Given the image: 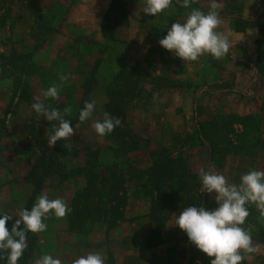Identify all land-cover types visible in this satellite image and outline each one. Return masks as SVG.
Instances as JSON below:
<instances>
[{"label":"rangeland","instance_id":"374dc122","mask_svg":"<svg viewBox=\"0 0 264 264\" xmlns=\"http://www.w3.org/2000/svg\"><path fill=\"white\" fill-rule=\"evenodd\" d=\"M83 1L90 6L97 2L100 6L102 4L101 0H95L96 3L94 0H0V209L16 216L30 196V187L24 185L22 180L37 154L26 140L27 132L33 125L32 120H41L39 123L34 121L39 138L48 136L50 139L52 126L57 124L39 117L32 109L34 97L39 96L40 82H37V77V80H29L32 95L28 94L27 97L32 103L22 100V88H17L14 82L19 70L11 63L10 55L15 51L33 52V61L50 75L52 85L59 86V94H71L69 97L74 95V89L72 92L70 86L77 84L80 79L78 74L83 71L91 75L94 63L98 61L94 74L96 82L89 95V101L96 102L92 118L82 124L78 119L73 126V136L69 140L57 141L51 146L52 150H63L66 143L72 150L85 145L98 148L109 144L105 137L95 133L92 124L103 117L106 84L116 71L126 65L149 82L144 86L146 90L140 98L130 102L125 111L126 123L139 148L136 154L145 157L140 154H147L162 146L177 150L183 141L188 140V135H192L194 142L183 150L189 154L190 166L197 172L204 169L228 177L227 160L229 155H235L236 150H239L236 154L248 157L250 171L264 172V37L261 38L264 13L255 21V42L251 43L247 52L254 60L252 65L234 64L233 67L242 70L237 83L233 79L231 82L237 84L240 91L249 92L250 97L245 100L236 93L228 97L218 94L210 97L204 90L198 92L200 85L217 83L225 57L215 59L205 54L196 61L185 62L159 45V39L166 35L172 23H182L193 8L204 11V6H208L210 0H192L190 8L179 6V9L173 7L176 0H172L168 9L155 16L142 12L146 0H125L128 23L117 29L120 31L112 42L102 39L95 32L87 34L84 29L87 25L71 23L74 17L67 15L68 10L80 6ZM262 2L264 6V0ZM7 7H10L9 12L6 11ZM75 12H79L75 17L78 19L86 9ZM42 14L49 16L54 28L51 34H46L47 38L39 25ZM136 23H142L141 27ZM258 55H262L260 62H257ZM210 65L215 68L210 69L211 73L208 69ZM73 73H76L75 76ZM61 75L67 77L63 82ZM248 82L250 89H246ZM214 85L212 91L221 89ZM200 123L211 129L212 142L217 145L214 156L212 149L201 147L200 137H195L194 130ZM233 146L238 148L232 149ZM63 160L68 166L80 162L70 156ZM135 165L146 167L149 163L137 160ZM74 186V181L60 185L56 177H49L32 204L42 194H46L50 200L62 198L67 203ZM125 187L129 191V202L124 211L126 219L118 222L113 230L107 231L105 224L95 222L87 232L78 235L69 232L66 217L57 218L50 212L43 221L47 224L46 231L32 233L35 241L31 245L28 264H35L42 254L53 256L60 264H74L80 257L97 251L103 254L104 264H210V258L197 250L188 241L186 233L174 225L176 216L182 211L171 216L169 214L159 228V244L155 238L147 242L153 223H148L144 216L150 204L140 199V189L133 192L134 181L126 183ZM162 188L167 190L168 184L162 185ZM200 190L201 186L199 193ZM204 195V207L216 208L214 194ZM245 207L249 215L241 227L250 232L252 246L257 251L242 252L244 260L241 264H264V215L257 212L255 203H248ZM15 219L17 217H13V223Z\"/></svg>","mask_w":264,"mask_h":264},{"label":"trees","instance_id":"16d2710c","mask_svg":"<svg viewBox=\"0 0 264 264\" xmlns=\"http://www.w3.org/2000/svg\"><path fill=\"white\" fill-rule=\"evenodd\" d=\"M6 11L9 12L10 7H7ZM50 22L49 16L41 15L39 25L43 29L45 38H47L46 34L49 35L54 30ZM127 23L126 1L109 0L108 7L100 23V36L104 40L115 41L117 29L126 26ZM238 27L244 28L245 22L238 20ZM263 35L262 32V39ZM10 56L13 67L19 70L14 82L17 88H22V100L28 101V104L32 103L27 95L31 94L29 80L31 82L36 79L35 77L39 80L36 79L37 82H40L37 95L43 99L42 92L52 86V82L50 75L44 72L43 67L37 66L33 61V52L18 53L15 51ZM77 58V54H75L76 61ZM261 60L262 55H258L257 62ZM97 63L96 60L94 72L92 71L91 75L88 76L83 71L78 74L80 79L76 82L77 84L74 83L70 86L72 92L74 89L73 97H69L71 94H59L57 99L49 98L45 101L46 104L60 110L62 113L65 109H68L64 118L71 122L72 127L77 124L79 112L85 103L90 102L89 95H91L96 82L94 74ZM75 74L72 75L75 76ZM111 78L104 90L103 111L119 118L121 125L115 128L111 134L103 136L109 141L108 145L99 146L98 148L85 145L83 148L76 150L70 148L52 150L48 136L45 138L37 136L34 121L39 123L41 120L31 119L33 125L30 127V131L27 132L26 140L30 142L37 154L23 175L22 182L30 187V196L26 199L20 211L25 208L30 210L35 196L41 192L47 178L56 177L60 185L72 181L75 185L70 200L67 202L72 211L65 216L69 232L82 234L87 232L95 222L105 224V229L110 231L117 227L118 222L126 219L124 211L128 206L129 191L125 184L134 181L135 188H133V192L135 193L140 189L142 192L140 199L148 201L150 204L149 211L144 216L148 223H153L147 242L155 238L156 243L159 244V228L164 225L169 214L171 216V214L180 213L189 206H201V195L199 193L201 186L200 172L191 168L189 154H186L183 150L186 145L194 142L193 137L188 135V140L183 141V144L179 145L177 150L162 146L147 154H140L145 157L136 154L139 148L126 123L125 111L130 106V102L140 98L149 82L139 74H135L133 68L126 65L116 71ZM139 83H141L140 86ZM75 96L77 98L74 99ZM199 126L201 135L209 142L212 156H214L217 145L212 142L211 129L210 127L206 128L203 123H200ZM194 132L195 137L198 138V130L195 129ZM199 142L200 145H203L202 141L199 140ZM229 144L231 145V143ZM235 148L238 147L233 146L232 149ZM238 151H234V154ZM67 156L78 159L80 162L74 166H68L63 160ZM102 156H107V158H102ZM137 160L148 162L149 165L138 167L135 165ZM164 184H168L167 190L162 188ZM12 223L13 221H9L6 226L11 229ZM34 241L35 236L32 235V232H28V247L24 250L18 264H28L31 245ZM0 264H7V253H0Z\"/></svg>","mask_w":264,"mask_h":264},{"label":"clouds","instance_id":"9594fccd","mask_svg":"<svg viewBox=\"0 0 264 264\" xmlns=\"http://www.w3.org/2000/svg\"><path fill=\"white\" fill-rule=\"evenodd\" d=\"M192 0H176L182 8H190ZM172 0H146L142 12L155 16L169 8ZM219 4L212 0L209 10L205 13L193 8L186 19L174 22L168 27L166 35L159 39V45L172 52L183 61H196L201 55H211L215 59L224 57L229 52L227 36L217 31L220 24ZM60 76L61 82L66 80ZM60 88L52 85L42 92L43 99L34 97L32 109L39 117L49 122L57 121L52 126L49 143L54 146L57 141L69 140L74 134L71 122L64 118L68 109L62 113L46 104L49 98L57 99ZM96 102H86L79 112V122L82 124L92 118ZM121 125V120L105 112L102 119L92 124L98 136H106ZM65 148L69 144L64 145ZM200 193L214 194V209L202 206H189L179 216H176L175 226L186 233L188 241L200 252L210 258V264H241L243 253L257 251L252 246L251 235L241 227L249 213L245 207L255 203L264 215V172L250 171L240 177V183L230 184L223 174H214L210 170L201 169L199 173ZM71 208L62 198L50 200L46 194L37 197L30 210L22 209L16 216L9 215L0 209V253H7V264H18L24 250L28 247L27 233L44 232L47 224L43 221L51 212L57 218H64L71 213ZM17 217L11 229L7 223ZM35 264H60L58 259L48 254H42ZM74 264H104L101 252L87 254L77 259Z\"/></svg>","mask_w":264,"mask_h":264},{"label":"crops","instance_id":"0c3cea01","mask_svg":"<svg viewBox=\"0 0 264 264\" xmlns=\"http://www.w3.org/2000/svg\"><path fill=\"white\" fill-rule=\"evenodd\" d=\"M87 1H91V0H87ZM97 1L98 0H96V2ZM101 1H102L101 6L100 4H98V2L97 4L90 6L89 3L83 1L81 2L82 4L80 6L78 5L72 7L67 12V15H69V17L70 16L74 17L71 23L77 24L78 26L87 25L84 28L87 34L91 32L93 33L95 32L98 36H100V23L108 7L109 0H101ZM216 2L219 4L218 11L220 14L219 15L220 24L217 28V31L227 36L229 42V52L224 56L225 65L223 64L221 69H219L220 76L218 77L217 83L212 82L209 83V85L207 83L203 86L200 85L198 92L204 90L206 91L207 95H210V97H216V94H218L217 96L223 95L224 97H228L230 94L236 93V95H238L241 99L248 100L250 97L249 92L248 91L243 92L242 90L240 91L238 89V85L233 84V82H231L233 79V81L235 80V83H237L238 79L241 77L242 74V70L234 69L233 67L234 64L235 65L240 64L241 66L244 64L252 65L251 63L252 61H254L252 56L247 54V52L251 48L250 47L251 43L253 44L255 42L256 32H254L253 28L258 16L264 13L263 2L262 0H220L219 2L218 0H216ZM78 3L80 4V2ZM210 5H211V0L208 2V6L207 4L206 7L204 6L205 12L209 10ZM173 7L179 9V5L176 3V1L174 2ZM79 9H86V12L85 13L82 12L83 15L81 16V18L76 19L75 17L79 12H75V11H78ZM87 13L89 15H86ZM238 20H242L245 22L244 28H239V27L237 28ZM137 24L139 25V28L142 25V23L141 24L136 23V25ZM119 31L120 30L116 31V33ZM137 33L135 36H137ZM125 41L127 43V39H125ZM208 69L209 72L210 69L215 70V68L211 65L208 66ZM233 74H235V76H233ZM213 85L219 86V88L221 87V89H219L218 91L217 90L212 91ZM247 88L249 89L251 88L250 82H248L246 89ZM196 129L198 130L199 137L203 142V145H201V147L205 146L207 148H211L209 142H207L201 135L200 126H198ZM227 162L229 167V174H227L228 177L227 176L225 177L226 181L230 184L238 185L240 183V177L243 174L250 172V166H249L250 162L248 160V157L243 154L229 155V160H227ZM204 205H205V195L202 194L201 206L204 207ZM257 212L261 214V210L258 208H257Z\"/></svg>","mask_w":264,"mask_h":264}]
</instances>
